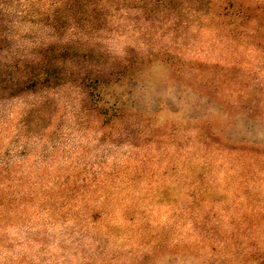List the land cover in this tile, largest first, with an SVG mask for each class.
Segmentation results:
<instances>
[{
  "label": "rangeland",
  "instance_id": "rangeland-1",
  "mask_svg": "<svg viewBox=\"0 0 264 264\" xmlns=\"http://www.w3.org/2000/svg\"><path fill=\"white\" fill-rule=\"evenodd\" d=\"M38 7L53 12L51 0ZM10 8L4 50L55 41L47 20L20 23ZM125 15L101 40L108 56L160 57L111 90L122 117L100 115L114 96L94 112L70 85L0 101V264H264V48ZM200 128L213 134L209 151ZM204 168L220 217L184 210ZM215 227L230 238H213Z\"/></svg>",
  "mask_w": 264,
  "mask_h": 264
},
{
  "label": "trees",
  "instance_id": "trees-1",
  "mask_svg": "<svg viewBox=\"0 0 264 264\" xmlns=\"http://www.w3.org/2000/svg\"><path fill=\"white\" fill-rule=\"evenodd\" d=\"M41 1L44 0H0V101L41 92L48 94L70 85L79 91L81 101L91 104L89 109L94 112L106 106L107 96H114L112 107L108 109L110 113L106 111L100 115L109 121L122 117L123 96L111 90L138 81L145 68H150L160 57L159 53L142 58L108 56L101 40L120 30V22L127 19L125 14H129L132 23L153 27L161 21L189 24L195 29L216 31L230 42L264 48V2L260 0H51L52 13L38 7ZM12 4L21 7L17 14L20 23L30 18L47 20V26L54 30L55 41L38 45L28 54H22L21 50H4L13 43L14 21L9 11ZM66 29L80 31L83 38H87L86 43L83 38L61 40L59 35ZM165 61L171 59L167 57ZM177 70V74L182 71ZM197 135L209 151L214 142L213 134L200 128ZM207 175L206 168L197 171L187 184L182 194L184 210L194 214L203 209L204 217H220L212 205L222 201L210 193ZM220 233L219 227L210 230L216 239Z\"/></svg>",
  "mask_w": 264,
  "mask_h": 264
}]
</instances>
